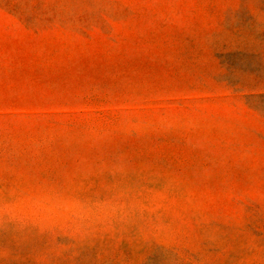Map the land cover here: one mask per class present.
Instances as JSON below:
<instances>
[{
  "label": "rangeland",
  "instance_id": "rangeland-1",
  "mask_svg": "<svg viewBox=\"0 0 264 264\" xmlns=\"http://www.w3.org/2000/svg\"><path fill=\"white\" fill-rule=\"evenodd\" d=\"M0 264H264V0H0Z\"/></svg>",
  "mask_w": 264,
  "mask_h": 264
}]
</instances>
